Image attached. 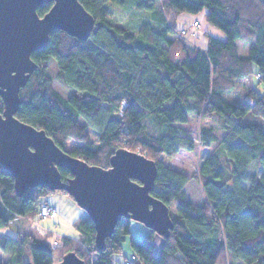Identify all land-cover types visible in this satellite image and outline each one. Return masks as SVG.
Masks as SVG:
<instances>
[{
	"label": "trees",
	"instance_id": "1",
	"mask_svg": "<svg viewBox=\"0 0 264 264\" xmlns=\"http://www.w3.org/2000/svg\"><path fill=\"white\" fill-rule=\"evenodd\" d=\"M79 1L96 19L90 38L62 29L50 33L48 45L33 53L38 68L20 91L16 116L45 129L64 150L70 139L79 143L67 151L87 163L109 167L120 147L154 160L158 176L151 195L170 207L174 229L163 237L159 255L156 233L132 236L134 220L126 217L98 251L95 224L85 210L77 223L80 237L62 236L59 245L31 230L7 234L17 218L35 219L54 191L38 186L19 195L0 162V252L8 257L0 264H53L71 251L86 264H117L128 237L136 263L264 264V0ZM110 1L135 15L150 11L157 26L147 20L134 30L118 23ZM51 7L44 4L38 13ZM202 10L226 34L221 40L207 33L203 50L188 43L175 22L181 12ZM239 41L248 43L246 54ZM53 61L55 79L69 96L55 88ZM196 121L208 153L191 175L164 156L196 150ZM60 171L67 181L70 170ZM192 179L202 185L198 203L188 194Z\"/></svg>",
	"mask_w": 264,
	"mask_h": 264
},
{
	"label": "water",
	"instance_id": "2",
	"mask_svg": "<svg viewBox=\"0 0 264 264\" xmlns=\"http://www.w3.org/2000/svg\"><path fill=\"white\" fill-rule=\"evenodd\" d=\"M49 3L52 7L41 16L38 8ZM95 21L79 0H0V96L4 105L0 162L13 175L19 195L38 186L66 191L93 220L96 248L103 251L123 217L141 222L164 238L174 229L170 207L151 195L158 165L145 154L124 147L112 154L109 167L87 163L58 146L45 129L16 116L21 108L20 91L38 68L33 53L48 45L56 29L88 40ZM60 167L70 170L67 181ZM53 264L86 262L71 251Z\"/></svg>",
	"mask_w": 264,
	"mask_h": 264
},
{
	"label": "rangeland",
	"instance_id": "3",
	"mask_svg": "<svg viewBox=\"0 0 264 264\" xmlns=\"http://www.w3.org/2000/svg\"><path fill=\"white\" fill-rule=\"evenodd\" d=\"M108 7L112 9L113 14H115V17L117 19L118 23L121 24H128L130 25L134 30H138L141 26V23L144 21L149 20L151 23H153L154 26H157L156 21H154L151 17L147 16V13L151 15L150 11H147V13L143 12L140 16L139 14L134 13V10L124 9L122 7H118L115 5V3H112L111 1L108 2ZM133 12V13H132ZM206 13L207 10H202L199 13L194 12H181L178 16H176V27L178 30H181L182 33H184L185 40L190 44H197L198 46H204L207 45L205 43L207 42V33L211 34L212 36H221V40H224L226 38V34L224 31L220 30L217 26L211 24L206 19ZM192 20H196L193 22ZM198 22L199 24H197ZM211 28L209 30H205ZM209 31V32H207ZM220 38V37H219ZM240 43V52L242 54L247 53V46L248 43L239 41ZM49 71L54 75V85L58 92H60L63 96H69L72 94V92L67 89L64 85H62L57 79H55V75L58 72L56 67V62L53 61V63L50 66ZM256 81V78H255ZM261 85H257V88H261ZM262 124L264 125V121L260 119ZM200 122L196 121V124L194 125L195 134H194V140L197 141V147L194 151H181L178 154L175 155L173 158H167L164 156V160L169 163L172 167L179 169L180 171L188 174H195L197 173L198 167L201 164V161L207 156L208 151H205L200 141L198 140V131H199ZM91 134L93 135V139L97 140V134L94 130L91 129ZM77 144L72 139H70L66 146L67 150H71L74 147L77 146ZM188 194L195 202H200L204 198L202 185L197 179H192L188 183ZM56 193H62L60 190L57 192H52L47 195L48 198L51 197V195H56ZM69 195V194H68ZM70 196V195H69ZM52 204V203H51ZM53 205V204H52ZM54 206V205H53ZM55 212V206L54 210ZM53 212V213H54ZM51 215V214H50ZM48 215L47 217H42L40 213L37 215L35 219L26 217L24 220L17 222L18 224L16 228H22V230H31L35 236L45 240L49 241L54 245H59L60 239L62 237L61 233H64L66 235H73V236H79V232H77L75 226L71 223V221H66V219L62 217H51ZM24 218V217H23ZM79 222V221H78ZM77 222V223H78ZM76 224V222H75ZM7 232L11 233L12 230H14L13 226L6 229ZM132 230V236H136L137 238H143L146 236V226L142 224L141 222L134 220L131 226ZM155 243H156V254L161 253V248L163 246L164 239L163 237L156 233L154 235ZM130 238L128 237L125 240L124 243V254H119L116 257V263L117 264H123V261L125 260V255L128 258L133 257V251L131 249V242L129 241ZM6 260L7 257H4V254L0 252V260ZM136 264H142L141 262H138Z\"/></svg>",
	"mask_w": 264,
	"mask_h": 264
},
{
	"label": "crops",
	"instance_id": "4",
	"mask_svg": "<svg viewBox=\"0 0 264 264\" xmlns=\"http://www.w3.org/2000/svg\"><path fill=\"white\" fill-rule=\"evenodd\" d=\"M193 22H195L196 20H192ZM211 28L205 29V30H209ZM209 32V31H207ZM221 38V36H218ZM208 45V43H205ZM195 46H198L197 44H193ZM207 45L204 46H198L199 48H201L202 50L205 49L207 47ZM46 201L52 203L55 206V212L52 213L50 216H56V217H62L64 219H66V221H71V223L73 224V226H75L77 232H79L78 228H77V222L80 221V219L84 218L86 216V213L84 210H82V208L80 206H78V204L76 203L75 200H73V198L69 195H65L64 193H56V195H51L50 198L46 197ZM25 218L23 217H19L15 220L14 223H12V226L14 228V230L11 231V233L7 232V234H13L15 235L17 231L22 230V228H16V226L18 224H16L17 222H20L22 220H24ZM76 222V224H75ZM11 226V227H12ZM147 231L146 233H150L151 230L148 229L146 227ZM62 236H66V237H73V238H79L80 237V232H79V236H73V235H66L64 233H61ZM140 238V237H139ZM6 257V256H4ZM8 258V257H7ZM3 261H6L4 259H2Z\"/></svg>",
	"mask_w": 264,
	"mask_h": 264
},
{
	"label": "built area",
	"instance_id": "5",
	"mask_svg": "<svg viewBox=\"0 0 264 264\" xmlns=\"http://www.w3.org/2000/svg\"><path fill=\"white\" fill-rule=\"evenodd\" d=\"M197 24H199L198 22H196ZM54 206L50 203V202H44L42 203L41 207H40V215L42 217H47L48 215L52 214L54 211ZM137 255H133L132 258H127L125 260V264H135L136 263V260H137Z\"/></svg>",
	"mask_w": 264,
	"mask_h": 264
}]
</instances>
